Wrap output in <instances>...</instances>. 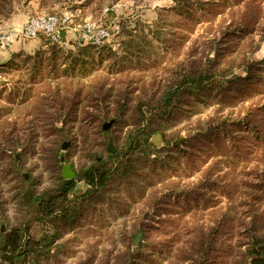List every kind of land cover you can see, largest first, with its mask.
I'll return each mask as SVG.
<instances>
[{
  "label": "rangeland",
  "instance_id": "rangeland-1",
  "mask_svg": "<svg viewBox=\"0 0 264 264\" xmlns=\"http://www.w3.org/2000/svg\"><path fill=\"white\" fill-rule=\"evenodd\" d=\"M181 1L13 0L12 14L0 19V38L26 26L32 18L68 19L61 32L63 41L55 53L53 44H44V37L0 49V109H11L7 117L0 111V119L5 116L15 124L22 144L5 158L0 157L2 232L35 215L31 208L21 207V198L29 203L35 193L52 188L58 171L55 153L61 174L62 156L76 172L108 162L110 138L117 137V148L128 143L131 131L139 134L131 123L141 117V105L145 112L148 108L157 110L151 125L157 132L151 145L159 151L151 159L170 169L183 168L175 172L166 168L168 171L157 175L161 174V167L153 170V166L143 165L144 169L142 158V164L137 162L142 178H135L132 191L115 195L118 200L111 210L101 212L104 218L89 214L74 225V221L57 224L52 257H46L43 264H202L208 247L212 251L204 264H253V259H246L244 254L252 237L264 239V134L260 132L264 129V82L247 87L237 98L231 83L233 71H224L237 67L240 60L264 63V26L249 37L235 34L229 27V11L225 18L204 19L209 3L216 0H191L195 15L192 20L183 10H176ZM102 30L110 32L103 44H92L95 39L85 43L84 35L96 38ZM230 30L231 37L223 35ZM85 46L94 47L93 52L78 53ZM218 52L222 62L217 60ZM83 58L88 67L103 62L89 81L102 78L109 82L105 93L112 96L106 119L102 120L92 108L90 113L72 116L68 106L59 112L63 100L69 103L65 93L55 98L57 84L67 81L65 78L55 79L57 84H52L54 93L49 96L54 99H45L47 96L41 94L48 89L46 82L43 90L35 86L42 75L54 74V66H58L60 76L78 73ZM262 68L264 71V65ZM110 70L116 74L108 76ZM211 72L219 78L213 75L212 81L203 84V91L189 90L182 84L191 81V74L207 76ZM235 74L248 76L244 67L236 69ZM238 84V89L245 86ZM180 85L183 87L175 95L176 104L163 109L160 103L167 91ZM35 89L41 92L38 100L31 101ZM123 91H127L130 100L119 96ZM87 103L88 99L83 106ZM41 105L47 108V114ZM120 106L124 113L118 122ZM51 107L55 109L50 110ZM60 115L73 122L68 126L71 133H53L52 125H46L52 122L50 116ZM113 121L109 130L103 131ZM54 127L61 129L63 123L55 121ZM157 134L162 136L158 147L152 142ZM66 144L68 149L63 150ZM145 177L147 180L142 181ZM150 184L152 187L141 197L138 187ZM27 194L29 201L25 199ZM255 196L261 200L252 205L251 197ZM134 198L138 201L135 205L131 204ZM222 218L226 220L225 253L218 242L212 243L209 238L219 230ZM139 230L143 241L134 246L133 236ZM54 232L51 226L40 222L32 230V237L41 240ZM238 240L245 246L238 247Z\"/></svg>",
  "mask_w": 264,
  "mask_h": 264
},
{
  "label": "trees",
  "instance_id": "trees-1",
  "mask_svg": "<svg viewBox=\"0 0 264 264\" xmlns=\"http://www.w3.org/2000/svg\"><path fill=\"white\" fill-rule=\"evenodd\" d=\"M190 1L191 0H182L178 3L176 10H183L192 20L194 19L195 15L194 13H192L193 4ZM12 4L13 0H0V19L8 18L12 14ZM209 4L210 5H208L207 7V14L203 15L204 19H207L211 16L214 17V20L216 18H225L226 13L229 11V16L231 19L229 27L234 30L235 34L236 32H239L240 34L249 37L254 32L258 31L262 25L264 26V0H216L215 2H211ZM231 34V30L223 33L224 36L230 35V37ZM54 46L55 47L53 51L55 53V51H57V49L55 48H58L57 46L59 45ZM92 49H94V47H81L78 53H91L93 52ZM218 54L219 55L217 56V60L222 62V58H220L222 54H220V52H218ZM85 59L86 58L80 60L81 63L79 62V66L77 68L78 73L65 74L63 75V77L60 76V73L58 72V66H54L52 69L54 74L52 75L51 73H49L50 75L48 77H44L42 75L40 77V80L36 82L35 86L42 89L44 83L46 82V86H48V89L46 92L41 94H44V97L47 96L45 99H54L53 96H49L54 93V91H52L54 90L52 89V84L55 82L57 84V81H55V79L65 78L67 79V81L61 84L59 82L60 85L57 84L58 92L55 91V98H58L62 93H65V96H68L69 98V103L66 104L65 100H63L64 105L59 108V112L67 110L69 107V115L72 116L73 114L79 112L90 113V109L92 108L98 112V116H100L103 120L107 118L110 110L109 99L112 95H108V93H105L106 87L109 86V82L102 78H100L101 80L99 79L95 81H89V78L91 76L98 73V67L100 68L103 62L101 60L99 64H97V66L91 65V67H88V62H86ZM27 62L28 60L24 65L21 66V68L24 67ZM263 65L264 63L256 65L250 63L249 61L245 62L244 60H240V63L237 67L232 66L231 69H227L226 71H224V73L233 71L231 75H233L234 77L231 80V83L235 88L237 98H240L238 96L242 97V94L245 92L247 87L251 88L257 83L264 82V71L262 68ZM208 66L211 67L212 63L208 64ZM34 67L37 68L38 66ZM210 67H208L206 70H208ZM242 67H244L247 71L248 76L246 78H241L236 74L234 75V71ZM18 68L20 69V67ZM40 69L41 68H39L38 70ZM55 73L58 77L55 75ZM110 74L113 75L116 73H114V70H110L107 75L109 76ZM219 74L221 77H224V79L226 78L225 75L221 73ZM213 75L218 77V74L214 72H211L207 76H194V74H191L188 76L191 81L187 80L182 84L186 85L189 90L200 88L203 91V84L205 82L212 81L214 78ZM238 82L245 83V86L241 89H238L240 86ZM182 87V85L178 87H171L170 90L167 91L160 103L163 109L167 110L172 104H176L174 103V100L177 98V96L175 95L178 93V91H181ZM40 89L38 92V89H35V91L32 92L34 93V95H32L31 101L38 98L37 94L41 92ZM212 89H214V87ZM14 91L15 89L12 90V92ZM4 92L7 93L8 90H5ZM29 93H31V91H29ZM226 93L225 97L229 98ZM231 94L233 93L231 92ZM2 95L3 92L0 91V99L2 98ZM119 96L125 100H130L127 91H123V93H120ZM87 99V106H83V102H85ZM28 102L29 101H24L23 104H27ZM18 105L19 104H17V106ZM41 107L45 108V110L42 109L43 113L47 114V112H49L45 106L41 105ZM53 109L55 108L51 107L50 110ZM0 111H2L6 117L9 113H11L10 108H7L5 112L1 109ZM138 111L142 115L137 120L138 123L136 121H132L131 125L137 131L139 130V134L136 135L134 133L135 131H131V133H129V136L127 137L128 143H126L124 146H117L116 154L108 153V162L102 161L101 163H97L91 167L82 169L81 171H74L76 174V178L65 180L62 177V174L59 172L61 168L59 167L60 160L59 157H57L58 154L55 153V158H57L55 167L58 169V171H56V174L54 176V184L52 188L49 190H45L43 193H35L33 200L29 203H25L23 201V198H21V207L26 206L27 208H31L35 215L32 216L31 220H25L24 218H21L25 221L22 220L16 225H11L10 228H8L5 232H2L0 230V264H43L44 260H46V257H52L51 250L54 246V243L57 242L56 239L58 237L57 224L60 222L70 223L71 221H74L72 223V225H74L87 218L89 214H97L99 218H104L103 214L101 213L104 212L103 209L109 210L110 207H113L118 200L115 198L119 196V194L126 193L128 190L132 191L130 187L135 185V178H137V180H140V178H142V175L139 174L140 170L137 167V162L141 163L142 158H145L144 164L141 163V166L143 168L144 166H147L148 168H152L153 166L154 169H152L156 170L158 166L161 167V174L157 175H162L168 170L170 172L180 170L181 167H172L170 169L167 168V166H165L162 162L151 159L152 156L159 151L157 150V148H154L151 145V138L157 132L151 129V125L154 123L153 118L157 116V110L148 108V110L145 112L143 111V105H141L138 108ZM117 113V119L118 122H120L123 116L122 114L124 113V109L122 108V106L118 108ZM28 115H31V113H28ZM5 116L4 119H0L1 158H5L7 156L6 154L10 155V152L22 145L20 143V137L19 135H17L19 134V132H17L18 130L15 128V124L6 120ZM48 119L49 121L52 120V122L46 123V125H52V127L54 128H52L51 132L56 131L60 134L68 133V126L70 123H73L70 118L65 117V115H60L58 118H53L50 116ZM55 121H61V123H63V128H55ZM258 129L260 128L258 127ZM260 132L264 134V129L260 130ZM102 134L105 135V132H102ZM194 138L196 137H193V140ZM116 141L117 137H113V142L115 145H117ZM192 148L194 150L196 148V145L192 146ZM169 178L172 179L173 176H170ZM145 180H147L146 177L143 178L142 181ZM81 185H83L84 187H82ZM150 187H152L151 184L147 186L143 185L142 187L139 186L138 189H141L140 196L142 197V195L145 194V192L149 190ZM21 195H23V193H21ZM251 198V200L254 202V204L252 205H255L261 200L256 196ZM139 200H141V198H139ZM137 202L138 201H136L134 198L131 204L135 205ZM252 205L251 210L253 208ZM116 218H118V216H116ZM40 222H44L45 225L51 226V228L55 230L54 234L50 235V237L46 236L41 240H36L34 237H32V230L35 226L39 225ZM219 225V230H216L214 234L212 232V235L209 236V238L212 237V243L218 242L220 244V250L224 252L226 249L224 247V237L226 236V234L223 230L226 229V220L222 218ZM246 238L247 237L245 236V239ZM251 242L248 250L244 254V257L246 259L247 257L252 258L253 264H264V239L252 237ZM237 244L238 247L245 246V244L240 240H238ZM210 250L212 251L211 247H208L206 249V254L204 256L205 259H201L203 260L201 262L202 264H204L205 261L208 260Z\"/></svg>",
  "mask_w": 264,
  "mask_h": 264
},
{
  "label": "built area",
  "instance_id": "built-area-1",
  "mask_svg": "<svg viewBox=\"0 0 264 264\" xmlns=\"http://www.w3.org/2000/svg\"><path fill=\"white\" fill-rule=\"evenodd\" d=\"M68 19L61 20L55 16H43L32 18L26 26L11 31L7 36L0 38V49L11 48L16 42H25L40 39L44 37V44L60 45L63 41L62 29ZM83 36L85 43L88 44L91 39L96 42L92 44H103L104 40L110 38V32L106 30L100 31V35L96 38L94 35L89 37Z\"/></svg>",
  "mask_w": 264,
  "mask_h": 264
},
{
  "label": "water",
  "instance_id": "water-1",
  "mask_svg": "<svg viewBox=\"0 0 264 264\" xmlns=\"http://www.w3.org/2000/svg\"><path fill=\"white\" fill-rule=\"evenodd\" d=\"M115 121L107 124L104 126L103 128V131H108L110 126L114 123ZM161 135L160 134H157L154 139L152 140L153 144L155 146H160L159 143H160V140H161ZM181 145V144H180ZM175 146H178V144H175ZM68 149V144L64 145L63 146V150H67ZM108 152L110 154H116L117 150L116 148L114 147V142H113V138H110L109 139V144H108ZM61 161L63 163L62 165V177L65 179V180H69V179H74L76 178V174L75 172L73 171V168L70 164H65V158L64 156H62L61 158ZM29 194L26 195L25 199L26 201H29ZM133 245L134 246H139L141 244V242L143 241V232L141 230L138 231V233L136 235L133 236Z\"/></svg>",
  "mask_w": 264,
  "mask_h": 264
},
{
  "label": "crops",
  "instance_id": "crops-1",
  "mask_svg": "<svg viewBox=\"0 0 264 264\" xmlns=\"http://www.w3.org/2000/svg\"><path fill=\"white\" fill-rule=\"evenodd\" d=\"M37 46V45H36Z\"/></svg>",
  "mask_w": 264,
  "mask_h": 264
}]
</instances>
